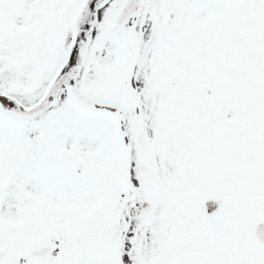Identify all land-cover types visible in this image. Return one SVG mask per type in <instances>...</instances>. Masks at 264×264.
<instances>
[{"label": "snow or ice", "instance_id": "obj_1", "mask_svg": "<svg viewBox=\"0 0 264 264\" xmlns=\"http://www.w3.org/2000/svg\"><path fill=\"white\" fill-rule=\"evenodd\" d=\"M0 264H264V0H0Z\"/></svg>", "mask_w": 264, "mask_h": 264}]
</instances>
